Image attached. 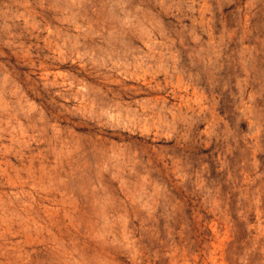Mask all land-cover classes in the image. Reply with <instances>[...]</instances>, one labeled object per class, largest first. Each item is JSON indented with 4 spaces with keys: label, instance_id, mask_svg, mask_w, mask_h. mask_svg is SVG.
I'll return each instance as SVG.
<instances>
[{
    "label": "rangeland",
    "instance_id": "1",
    "mask_svg": "<svg viewBox=\"0 0 264 264\" xmlns=\"http://www.w3.org/2000/svg\"><path fill=\"white\" fill-rule=\"evenodd\" d=\"M0 264H264V0H0Z\"/></svg>",
    "mask_w": 264,
    "mask_h": 264
}]
</instances>
